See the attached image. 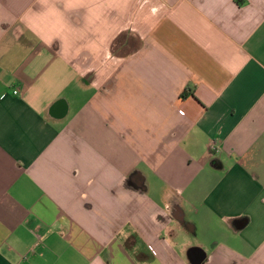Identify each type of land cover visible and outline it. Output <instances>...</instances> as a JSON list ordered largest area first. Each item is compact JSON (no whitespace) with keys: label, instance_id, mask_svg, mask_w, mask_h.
<instances>
[{"label":"crops","instance_id":"1","mask_svg":"<svg viewBox=\"0 0 264 264\" xmlns=\"http://www.w3.org/2000/svg\"><path fill=\"white\" fill-rule=\"evenodd\" d=\"M0 264H264V0H0Z\"/></svg>","mask_w":264,"mask_h":264},{"label":"built area","instance_id":"2","mask_svg":"<svg viewBox=\"0 0 264 264\" xmlns=\"http://www.w3.org/2000/svg\"><path fill=\"white\" fill-rule=\"evenodd\" d=\"M15 93H17V91H15Z\"/></svg>","mask_w":264,"mask_h":264}]
</instances>
